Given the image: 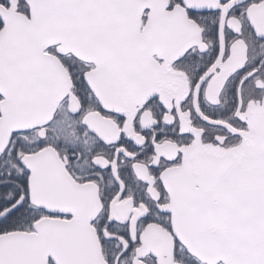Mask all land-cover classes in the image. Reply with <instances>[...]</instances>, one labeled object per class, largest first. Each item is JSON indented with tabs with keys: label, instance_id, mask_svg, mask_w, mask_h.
Here are the masks:
<instances>
[{
	"label": "snow or ice",
	"instance_id": "snow-or-ice-1",
	"mask_svg": "<svg viewBox=\"0 0 264 264\" xmlns=\"http://www.w3.org/2000/svg\"><path fill=\"white\" fill-rule=\"evenodd\" d=\"M0 264H264V0H0Z\"/></svg>",
	"mask_w": 264,
	"mask_h": 264
}]
</instances>
